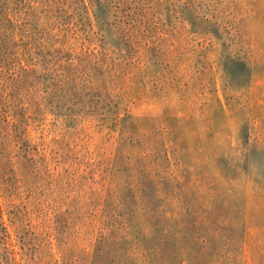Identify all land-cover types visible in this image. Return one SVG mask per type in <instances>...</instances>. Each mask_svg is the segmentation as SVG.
<instances>
[{
	"label": "rangeland",
	"instance_id": "374dc122",
	"mask_svg": "<svg viewBox=\"0 0 264 264\" xmlns=\"http://www.w3.org/2000/svg\"><path fill=\"white\" fill-rule=\"evenodd\" d=\"M16 263L264 264V0H0Z\"/></svg>",
	"mask_w": 264,
	"mask_h": 264
},
{
	"label": "clouds",
	"instance_id": "9594fccd",
	"mask_svg": "<svg viewBox=\"0 0 264 264\" xmlns=\"http://www.w3.org/2000/svg\"><path fill=\"white\" fill-rule=\"evenodd\" d=\"M246 175L251 177L254 181L258 180L260 177L259 165L256 162H248V172Z\"/></svg>",
	"mask_w": 264,
	"mask_h": 264
},
{
	"label": "trees",
	"instance_id": "16d2710c",
	"mask_svg": "<svg viewBox=\"0 0 264 264\" xmlns=\"http://www.w3.org/2000/svg\"><path fill=\"white\" fill-rule=\"evenodd\" d=\"M19 196V194H17V193H14V192H12L10 195H9V197H10V201H11V203L10 204H14V198L15 197H18ZM14 254L16 253V251H15V249H13V251H12ZM16 259V258H15ZM63 260H65V257L63 256ZM16 264H19V263H16Z\"/></svg>",
	"mask_w": 264,
	"mask_h": 264
}]
</instances>
